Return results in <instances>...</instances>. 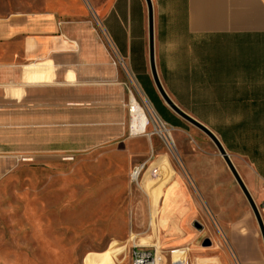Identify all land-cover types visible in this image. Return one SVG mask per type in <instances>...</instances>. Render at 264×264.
Segmentation results:
<instances>
[{
    "label": "crops",
    "instance_id": "0c3cea01",
    "mask_svg": "<svg viewBox=\"0 0 264 264\" xmlns=\"http://www.w3.org/2000/svg\"><path fill=\"white\" fill-rule=\"evenodd\" d=\"M150 2L164 90L194 120L215 124L264 224V0ZM153 87L145 0H61L55 8L0 16V123L21 130L25 150L122 137L124 168L145 167L153 138L132 96ZM233 181L228 177L229 188L221 182L213 200L205 198L213 229L204 227L202 207L182 181L173 182L159 203L166 224L149 236L150 246L185 248L188 264H264L257 221ZM140 202L131 200L137 230L125 231L126 248L131 234L137 240L145 234L148 212Z\"/></svg>",
    "mask_w": 264,
    "mask_h": 264
},
{
    "label": "rangeland",
    "instance_id": "374dc122",
    "mask_svg": "<svg viewBox=\"0 0 264 264\" xmlns=\"http://www.w3.org/2000/svg\"><path fill=\"white\" fill-rule=\"evenodd\" d=\"M60 1L0 0V16L55 8ZM133 94L145 135L153 138V150H148L136 186L129 184L130 168H124L125 160L119 155L122 137L64 139L44 150H25L21 130L8 131L0 123V264H122L125 256L123 264H128L131 248H126L125 231L137 230L132 214L136 204L131 200L142 201L148 213L145 234L138 240L131 234L129 239L138 246H150L153 232L157 234L166 224L165 217L158 216L160 199L166 203L171 193L168 186L177 180L201 205L204 227L214 228L205 198L213 200L221 182L229 188L228 177L233 181L216 147L170 110L177 126L166 122L142 89L136 88ZM151 112L166 123L168 134L156 125ZM129 121L128 112L127 129ZM204 125L214 131V123ZM155 246L160 249L159 243Z\"/></svg>",
    "mask_w": 264,
    "mask_h": 264
},
{
    "label": "water",
    "instance_id": "95a60500",
    "mask_svg": "<svg viewBox=\"0 0 264 264\" xmlns=\"http://www.w3.org/2000/svg\"><path fill=\"white\" fill-rule=\"evenodd\" d=\"M148 8V29H149V65H150V74L151 78L155 87V90L163 102L164 106L170 110L173 114L181 118L182 120L186 121L199 131H201L204 135L208 137V139L214 144L216 147L219 155L223 159L226 167L228 168L230 174L232 175L234 181L238 185L240 191L242 192L244 198L246 199L252 213L254 214V217L257 221L261 237L264 243V224L261 218L260 210L255 203L254 199L252 198L250 192L248 191L246 185L244 184L242 178L240 177L238 171L236 170L234 164L232 163L230 156L227 154L226 150L222 146L221 142L219 139L216 137V135L208 129L205 125L197 122L194 120L191 116L186 114L181 108H179L173 100L169 97L167 92L164 90L159 76L156 71V66H155V60H154V49H153V35H152V6L150 0H145ZM194 228L201 230L202 226L199 225L198 223L194 224ZM211 241L209 239H205L202 246H210Z\"/></svg>",
    "mask_w": 264,
    "mask_h": 264
},
{
    "label": "built area",
    "instance_id": "2783aa9c",
    "mask_svg": "<svg viewBox=\"0 0 264 264\" xmlns=\"http://www.w3.org/2000/svg\"><path fill=\"white\" fill-rule=\"evenodd\" d=\"M132 97L134 98V96ZM132 111H133V106L131 105V99H130V102L128 104L129 116L131 115ZM150 120L151 118L149 119V122ZM155 120L157 126H162L163 128L165 127L166 123H164L156 114H155ZM143 168L144 165H139L132 168L129 174L130 185L136 186L139 184V180L140 177L142 176ZM183 249L184 248L157 249L155 246H138L133 244L131 248V264H188L185 255H183V258L174 259L173 255L179 250L182 251Z\"/></svg>",
    "mask_w": 264,
    "mask_h": 264
},
{
    "label": "trees",
    "instance_id": "16d2710c",
    "mask_svg": "<svg viewBox=\"0 0 264 264\" xmlns=\"http://www.w3.org/2000/svg\"><path fill=\"white\" fill-rule=\"evenodd\" d=\"M151 102L153 103V105L155 106L156 110L158 111V113L162 116V118L170 123L172 126H177L178 120L176 119L175 116H173L168 109L160 102L159 98L157 97V95L153 93H149L148 94ZM168 113V114H167Z\"/></svg>",
    "mask_w": 264,
    "mask_h": 264
},
{
    "label": "bare ground",
    "instance_id": "6f19581e",
    "mask_svg": "<svg viewBox=\"0 0 264 264\" xmlns=\"http://www.w3.org/2000/svg\"><path fill=\"white\" fill-rule=\"evenodd\" d=\"M152 113V112H151ZM154 113V112H153ZM152 113V117L155 119V113L153 114ZM166 131H164L166 134H168L169 133V131L167 130V129H165ZM160 132H162V131H160ZM162 134H163V132H162ZM165 134V135H166ZM157 171V170H156ZM152 180V179H151ZM151 182V181H150ZM183 235V234H182ZM134 245H137L135 242L133 243ZM183 255H185V256H187V249H183L182 251L181 250H179L178 252H176L173 256H174V259H176V258H183Z\"/></svg>",
    "mask_w": 264,
    "mask_h": 264
}]
</instances>
